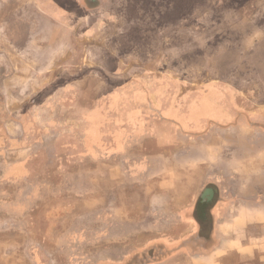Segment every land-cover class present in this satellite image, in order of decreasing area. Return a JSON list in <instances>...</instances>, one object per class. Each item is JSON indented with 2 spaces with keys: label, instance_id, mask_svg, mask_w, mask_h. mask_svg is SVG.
<instances>
[{
  "label": "rangeland",
  "instance_id": "374dc122",
  "mask_svg": "<svg viewBox=\"0 0 264 264\" xmlns=\"http://www.w3.org/2000/svg\"><path fill=\"white\" fill-rule=\"evenodd\" d=\"M37 3L36 0H0V42L31 46L25 52L10 49L11 57L17 62L20 84L29 82L32 89L46 88L47 82L54 84L51 78L42 80L41 74L55 71L59 65L39 63L54 56L67 63L64 71H73L78 77L75 85L80 95L65 97L62 117L65 128L49 130L54 139L57 131L60 136H66L62 156L73 154L69 148L73 125L76 126L75 140L83 145L88 131L85 113L89 110L94 111L89 119L96 126L106 120L112 121L114 127L120 122L136 121L150 125L151 129L139 131L129 127L123 136L128 140L129 150L133 146L145 147L146 152L154 155L169 152L168 138L172 133L178 143H183L185 132L199 131L197 126L189 127L190 123L198 124L204 115L215 120L217 112L201 113V104L208 105L209 109L218 102H224L220 109L234 105L237 117L246 119L253 112L264 110V0H60L59 7L64 13L58 23L41 20L32 11ZM53 3L56 5V1ZM28 10L33 15L19 16V12ZM49 44H55L53 52L41 48ZM8 51L0 50L6 55ZM25 57H31L30 62L26 66L18 64ZM27 77L31 80L26 81ZM36 99L18 96L15 104L19 108L21 103L26 106ZM111 106L113 109L109 110ZM77 109L79 112L73 113ZM51 115L49 118L53 119L57 112ZM44 116L46 120L48 114ZM172 122L175 124L169 128ZM116 128L108 130L111 138L120 137L124 131ZM52 138L45 146L47 149L36 150L34 158H39L42 151L45 158L48 156L45 168L50 171L48 179L53 183L57 177L52 174L55 169L52 163L55 152L50 147L55 144ZM163 138L165 142L161 141ZM90 150L97 149L91 146ZM164 163L160 164L161 170L170 171ZM71 168L66 166V170ZM46 176L47 173L42 177L37 172L32 183L38 186ZM95 181L99 187L104 184L98 200L105 196L103 187L111 184L117 202L137 199V194L130 197L115 182L107 183L100 177ZM22 184L24 181L19 180L17 188ZM58 190L56 194L50 186L33 194L30 189H23L17 200L31 207L28 212L15 215L23 224L13 227L3 224L9 210L0 209V264H98V257L109 244L94 240L102 226L91 217L90 224L87 221L82 228L87 232V239L80 237L81 229L79 234L77 227H70L71 193L67 188L64 194ZM81 204L75 202L73 211L87 209ZM115 211L116 216H121L135 210ZM192 213L197 218L202 216L201 208ZM210 226L203 230L204 235L210 233ZM194 232L198 235H194L192 247L199 249L202 231L196 226ZM170 252L168 248L161 249L157 257L163 259ZM158 258L140 254L125 259L122 264H144Z\"/></svg>",
  "mask_w": 264,
  "mask_h": 264
},
{
  "label": "crops",
  "instance_id": "0c3cea01",
  "mask_svg": "<svg viewBox=\"0 0 264 264\" xmlns=\"http://www.w3.org/2000/svg\"><path fill=\"white\" fill-rule=\"evenodd\" d=\"M36 1L37 7L32 11L41 20L50 19L58 23L64 13L59 7L60 0ZM32 11L19 12V16L33 15ZM16 47L11 41L7 44L0 42V50L9 49L7 55L0 52V209L9 210V217L4 218L3 224L9 227L23 224L15 217L31 208L28 203L22 205L17 200L23 189L37 194L39 190L53 186L54 193L59 189L64 194L67 188L72 197L68 205L73 218L70 227H77L76 232L81 229L83 234L80 237L87 239V232L82 228L87 221L90 224L93 217L94 222L102 226L94 240L109 242L104 247L105 253L98 257V264H122L125 259L140 254L158 258L157 252L164 248L171 250L170 254L144 264H258V261L264 264V110L253 112L246 119L241 115L237 117L234 105L220 109L224 102H218L209 109L208 105L201 104V113L217 112L214 113L215 120L204 115L198 124L190 123L189 127L197 126L199 131L185 132L183 143L180 141L182 144L172 133L168 138L169 152L155 155L146 152L145 147L133 146L129 150L128 140L123 136L129 127L139 131L151 129L150 125L144 121L120 122L115 127L124 130L123 133L120 137L111 138L108 130L115 128L112 121L106 120L96 126L89 119L94 111L89 110L83 112L88 130L83 145L75 140L76 126L73 125V140L69 144L73 154L62 156L60 152L66 136H60L57 131L54 139L53 132L50 134L49 130L65 128L62 119L66 109L64 101L67 97L80 95L75 85L78 77L73 71H64L67 63L54 56L39 62L59 65L55 71L50 69V72L47 70L41 74L42 80L50 81L51 78L54 84L47 82L46 88L38 89H32L29 82L20 84L17 62L11 57L10 49L25 52L31 46ZM41 48L53 52L56 46L49 44ZM30 58L25 57L18 64L26 66ZM18 96L37 99L26 106L21 103L22 106L17 108ZM54 111L57 117L49 118ZM76 112L79 109L73 113ZM45 114H48L46 120L43 119ZM173 124L169 123L168 127ZM50 138L55 140V144L50 146L55 152L52 174L57 180L53 181L54 184L48 179L50 171L45 168L48 156L45 158L42 151L39 158H34L39 147L47 149L45 146ZM161 141L165 142V138ZM91 146L97 150L91 151ZM134 149L142 152L134 153ZM164 162L170 171L161 170L160 164ZM69 165L72 168L66 170ZM37 172L42 177L45 173L48 176L40 180V185L34 186L32 180ZM97 177L107 180V183L119 184L122 192L127 191L130 197L135 193L137 199L117 202L118 199L113 198L111 184L108 188L103 187L105 196L98 200L104 184L99 187L95 181ZM19 180L24 184L17 188ZM75 202L82 203L87 209L73 211ZM120 208L135 211L116 216L115 210ZM198 208L202 212L200 218L192 213ZM209 224L210 233L204 235L203 230ZM196 226L202 231L199 249H194L191 243L196 237L194 235H198L194 232Z\"/></svg>",
  "mask_w": 264,
  "mask_h": 264
},
{
  "label": "flooded vegetation",
  "instance_id": "af4514ba",
  "mask_svg": "<svg viewBox=\"0 0 264 264\" xmlns=\"http://www.w3.org/2000/svg\"><path fill=\"white\" fill-rule=\"evenodd\" d=\"M207 230V228H205ZM149 261H153V260H149Z\"/></svg>",
  "mask_w": 264,
  "mask_h": 264
}]
</instances>
